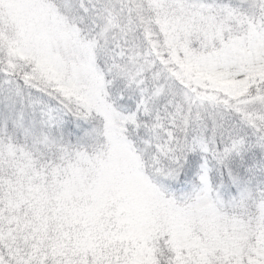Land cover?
Segmentation results:
<instances>
[{
    "label": "snow or ice",
    "instance_id": "6c2138e0",
    "mask_svg": "<svg viewBox=\"0 0 264 264\" xmlns=\"http://www.w3.org/2000/svg\"><path fill=\"white\" fill-rule=\"evenodd\" d=\"M0 264H264V0H0Z\"/></svg>",
    "mask_w": 264,
    "mask_h": 264
}]
</instances>
